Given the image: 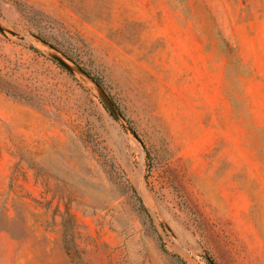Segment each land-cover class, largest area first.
<instances>
[{"label": "rangeland", "instance_id": "1", "mask_svg": "<svg viewBox=\"0 0 264 264\" xmlns=\"http://www.w3.org/2000/svg\"><path fill=\"white\" fill-rule=\"evenodd\" d=\"M0 264H264V0H0Z\"/></svg>", "mask_w": 264, "mask_h": 264}, {"label": "trees", "instance_id": "2", "mask_svg": "<svg viewBox=\"0 0 264 264\" xmlns=\"http://www.w3.org/2000/svg\"><path fill=\"white\" fill-rule=\"evenodd\" d=\"M95 81H96V83H97L99 86H101L100 82H97V80H95Z\"/></svg>", "mask_w": 264, "mask_h": 264}, {"label": "bare ground", "instance_id": "3", "mask_svg": "<svg viewBox=\"0 0 264 264\" xmlns=\"http://www.w3.org/2000/svg\"><path fill=\"white\" fill-rule=\"evenodd\" d=\"M178 226V225H177Z\"/></svg>", "mask_w": 264, "mask_h": 264}]
</instances>
